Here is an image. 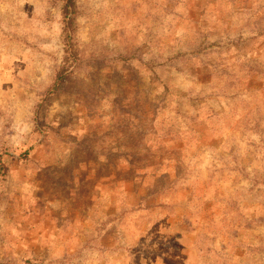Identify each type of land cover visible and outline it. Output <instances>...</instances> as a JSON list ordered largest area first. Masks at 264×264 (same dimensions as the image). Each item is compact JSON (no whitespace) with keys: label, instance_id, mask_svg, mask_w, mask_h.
<instances>
[{"label":"rangeland","instance_id":"rangeland-1","mask_svg":"<svg viewBox=\"0 0 264 264\" xmlns=\"http://www.w3.org/2000/svg\"><path fill=\"white\" fill-rule=\"evenodd\" d=\"M65 5L0 0V264H264V0Z\"/></svg>","mask_w":264,"mask_h":264},{"label":"trees","instance_id":"trees-1","mask_svg":"<svg viewBox=\"0 0 264 264\" xmlns=\"http://www.w3.org/2000/svg\"><path fill=\"white\" fill-rule=\"evenodd\" d=\"M75 7H76V0H66V5L64 7L65 9V15H66V31L70 32L73 31L72 27L73 24L75 23V18L73 17L74 13H75ZM67 35V39L69 38V40H71L72 38L70 37V34H66ZM69 50H70V57H72L73 59L76 58L75 55V51L71 46V43L69 42ZM70 67V66H69ZM66 77L64 75V72H62V74H59V84H63V82L65 81Z\"/></svg>","mask_w":264,"mask_h":264}]
</instances>
